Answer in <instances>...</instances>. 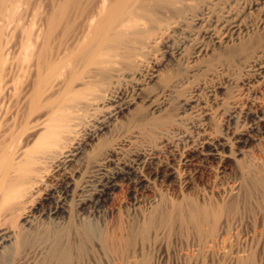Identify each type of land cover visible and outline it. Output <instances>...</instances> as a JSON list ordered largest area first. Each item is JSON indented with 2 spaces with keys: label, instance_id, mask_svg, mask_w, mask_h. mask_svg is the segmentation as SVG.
<instances>
[{
  "label": "rangeland",
  "instance_id": "374dc122",
  "mask_svg": "<svg viewBox=\"0 0 264 264\" xmlns=\"http://www.w3.org/2000/svg\"><path fill=\"white\" fill-rule=\"evenodd\" d=\"M213 1L204 15V18L209 21L205 19V21L200 22L201 24H198L189 20L182 29L173 33L170 40L165 42L162 39H156L157 42L153 50L145 57L146 59L144 58L143 69L139 73L140 76L139 74L133 75L130 70L126 69L128 73L125 72V75H122V78L114 83L116 85L113 84L112 97L114 100H111L108 103L109 105L106 104L104 108L98 110H90L91 108H89L78 112V125L81 124L76 127L77 135H75L78 137H76V140L85 141L84 137L93 131L96 132L95 138L92 141H85L86 145L84 144L80 155L64 164L65 166L62 165L60 169L52 172L53 175H49L44 184L39 187L37 194L24 206L27 208L20 210L22 214L19 211L12 216L9 215L10 217H1L0 229L3 227L15 228V225L19 223L24 215L31 221L29 226L31 228L28 229V226H24L27 229H25L23 245L14 247L13 244L15 243L13 241L11 243L6 242L7 244L1 246L0 264H121V260L114 254L118 250L116 248L120 245L117 240L114 242V238L119 234V231L116 230L118 224L124 226L126 232L138 230V228L140 230L145 219L156 212L159 215L158 209L166 211L172 208L173 204L179 202L180 199H182L183 207L197 203L207 204L216 210H220L222 213H220L221 218L219 217L217 223L219 228L216 226L217 233L212 236L206 234L209 225L205 224L202 226V229L205 230H203L204 234L202 235L191 224L187 225L173 218L167 221L168 218H166L160 220L149 231L148 238H141L140 234L135 231L137 234H134L136 240L134 239L133 242L136 241V243L132 244L133 249L134 247H137L135 248L137 251L143 249L151 259L155 257L158 245L168 249L171 253L168 256L165 255L159 264H195L194 261H184L179 256V251L192 252L193 254L197 250L196 247L203 250L198 254L197 251L194 253V256H199L200 259L196 264H264V189L262 185L254 182L256 176L259 175L258 172L264 169V82H259L261 80L259 77L260 69L249 63L248 58L245 57L246 54L238 53L235 56L233 53L230 55L222 54L224 48H218L214 43V38L204 35L202 32L206 29V26L207 29L215 30L216 34L219 33L220 36L230 35L233 32L231 30L241 31L243 34L245 29L250 31L249 36L244 35L246 38L264 35V0ZM227 15H230L231 19L234 20L232 24H236L233 29H226L227 22L224 19L228 17ZM227 19H230V17ZM223 24L225 25L223 26ZM220 25H222V29ZM198 30L201 31L198 33ZM200 46L208 48L209 53L206 55L199 54ZM260 67L264 71V58L261 59ZM151 74L156 75L154 80L149 79ZM233 102L238 106L236 116L230 121H224L225 119L216 117V127L212 125L213 127L209 131L223 135L224 138H228L229 144L231 142L234 144L229 145V149L221 151L222 153L220 152L214 157L193 155L187 163H181L178 160L180 154L191 145H194L193 143L198 138V132L190 128L188 123L196 116L195 113L200 112L203 108L214 110L221 103L231 105ZM127 103H129L127 108L109 119L110 113L116 107L124 106ZM153 105H156L157 109L154 110ZM84 111L88 113L85 114ZM167 113L175 118V122L179 124H175L174 128L177 125L183 131L185 129L184 133L189 130L191 132H187V134L190 136L194 134L192 137L195 136L196 139L192 138L188 141L184 138L180 139L182 133L179 134L177 129L171 128L168 133L169 137L172 135L174 137L175 134V137L177 136L176 138L179 137L180 139L179 144L174 143L171 149L161 147L159 151L150 155H156L153 156V161L157 162L167 160V158H170V153H174L175 156L171 159V163L179 176L175 174L167 180L155 179L152 181V179L147 191L131 195L132 189L127 175H125L126 177L120 175L115 178L116 185L96 199L97 194L101 192L102 185L100 183L103 178L106 176L112 177L116 175L115 173L119 169H124L126 164L134 163V156L137 151L146 150V152L149 151L148 153L151 152L150 138L147 137L149 134L145 131L147 128L145 126V130H142L143 126L140 125L139 127L138 121L141 122L142 117H144L143 120L146 119L148 124L151 122L150 126L147 124V127L150 128L154 126L155 118L153 117L165 116L168 115ZM80 116L81 118L84 116L82 118L84 119L83 123ZM217 121L220 123L218 122V124ZM104 122L107 124L106 127L98 129ZM138 129H140V133L141 131L145 133H139L140 137L138 136L135 139L132 137V133ZM239 133H244L243 138L240 139L241 141L234 137ZM145 134L147 135L145 136ZM231 134H233V137ZM144 136L149 140L147 141ZM123 139L127 141L121 143ZM99 142L102 146L99 145ZM150 143L152 144L151 141ZM110 145L118 148V154H115L112 163L102 165V162L98 160L101 159L104 150ZM230 149L233 154L225 159L223 155L230 152ZM100 166L102 167L99 168ZM71 178L72 180H70ZM65 185L68 186L69 192L66 198H64L63 193ZM49 192H51V197L45 199L46 194ZM89 196H95V198L85 205V209L77 213L75 210L76 203L80 199L90 198ZM61 202L66 204L67 212L52 216L47 215L46 217L41 215L43 212L48 213L51 208L61 204ZM48 218L51 223H49ZM11 219L13 220L11 221ZM79 223H83V225L81 224L82 227L79 226ZM75 225H78L77 228L81 230L85 226L91 228L90 235L82 233L83 231L79 232L80 230ZM203 236L206 238H203ZM199 237L201 238L199 239ZM111 241L117 245L114 246ZM57 242L62 244L63 248L64 246L65 249L67 248L69 253L67 257L61 255L62 252L56 247ZM208 242H212L213 246H210L211 244ZM205 250H207V254L204 253ZM173 251H177L178 254L174 255ZM212 253L214 256L211 255ZM209 254L213 258V262H206L207 256L210 258ZM221 261L223 262L221 263ZM225 261L227 262L225 263Z\"/></svg>",
  "mask_w": 264,
  "mask_h": 264
},
{
  "label": "bare ground",
  "instance_id": "6f19581e",
  "mask_svg": "<svg viewBox=\"0 0 264 264\" xmlns=\"http://www.w3.org/2000/svg\"><path fill=\"white\" fill-rule=\"evenodd\" d=\"M212 2L214 1L0 0V219H2L1 217L4 218V216H12L20 210L27 208L24 206L35 194H37L39 187L44 184L49 175L60 169L62 165L70 162L74 157L80 155L84 148V144L86 145L85 141H92L95 138L96 132L93 131L84 137L85 141L81 142L78 139L76 140V127L81 124L78 125V112L89 108H91L90 110H98L99 108H104L106 104L109 105L108 103H110L111 100H114L112 97V92H114V88L112 89V87L116 85L114 83L117 82L119 78H122L121 76L125 75V72L128 73V70H130V73L133 75L140 73L143 69L144 58L151 52V50H153L154 45L157 42L156 39H162L165 42L170 40L173 33L182 29L189 20L201 24L200 22L207 19L204 18V15ZM230 15L227 16L231 19ZM227 18L224 19L227 24H223V26L225 25L226 29H233L236 26V24H232L234 20ZM220 26L222 29V25ZM205 28L206 29L202 31L203 34L212 36L217 47L224 48L222 54L230 55L233 53L234 56L238 53L242 55L246 54L245 57L248 58L249 63L256 66L257 69H260L259 77L261 80L258 81L260 83L264 82V75H262L264 71L261 70L262 68L260 67L261 59L264 58V35H256L257 37L252 35L253 37L246 38L244 35L246 34L249 36L248 34L250 31L245 29L243 34L241 31L231 30L233 32L231 34L229 33L230 35H224V32L222 33L224 36H220L218 35V32V34H216L215 30L207 29L206 26ZM200 31L198 30L197 32L199 33ZM207 53H209L208 48L201 47V49H199V54L206 55ZM155 77V74H151L149 79L154 80ZM221 104L214 110H211L210 108H203V110H201L200 108L201 111L199 110L200 112H196L197 114L195 113L196 116L193 117V120L188 122L189 127L198 132V136L196 135L197 132L195 133L198 138L196 142L194 141L195 143L192 142L193 139L191 142L194 145H191L180 154L178 160L181 163H187L193 155L200 157H214L221 151L230 148L232 142L229 144L227 140L228 138L226 139L223 135L221 136V134H214L209 131L211 127H213L212 125L215 126L216 117H221L222 119H225L224 121H230L238 113V106L234 102L231 105H225L224 103ZM128 105L129 103L124 104V106L116 107L113 112L110 113L109 119L122 112L128 107ZM152 108L155 110L157 109V106L153 105ZM87 113L85 112V114ZM167 114L168 115L165 116L158 115L159 117H153L155 118L154 123L152 122L154 126L150 128L147 126L151 123V120L149 121V124L146 119L143 120L144 117H142L143 119L141 122L137 120L139 122V127L140 125L143 126L142 130H145V126L147 128L145 130L149 134L147 137H149L152 142L151 144L149 141L151 152L148 153L149 151L146 152V150H142V152L137 151L134 156L135 165L132 162V164H124V169L122 167V169L118 168L119 170L115 173L116 175L103 178L100 183L102 189L97 196L95 195L96 199L101 197L108 189H112L116 185L115 178L120 175H127L131 184V195H133L138 192L147 191L152 179V181L155 179L167 180L177 174L175 167L171 163V159L175 156L174 153H170V158H167V160H159L157 162L153 161V156L156 155L151 156L150 154L159 151L161 147H168L171 149L174 143L179 144L178 141L180 139L184 138L188 141L195 138V136L192 137L194 135L193 130L192 136L187 134V132H191L189 130L184 133L185 129L184 131L180 129L177 126L179 124L175 122L176 119L169 115V113ZM82 118L80 116V119ZM83 120L84 119L80 121L83 123ZM218 122L219 121H217V123ZM175 124H177L176 128H174ZM106 125V122H104L98 129H104ZM157 127L159 128L157 129ZM171 128L177 129L179 134L182 133L180 139L179 137L176 138L177 136L175 137V134L174 137H172V134V136L169 137L168 133L171 131ZM139 130L140 129L134 131L132 137L136 139V137L139 136ZM141 133L144 134L145 132L141 131ZM243 134L239 133L234 137L239 141L243 138ZM146 135L147 134H145V136ZM232 135L233 134H231V136ZM149 138L146 139L145 137L147 141ZM122 141L127 140L123 139L121 140V143ZM141 142L143 141L141 140ZM99 143V145H101V142ZM117 151L118 148L116 146L110 145V147L104 150L101 159L98 161H101L102 165L112 163L113 157ZM229 151L230 152L228 153H223L225 159L231 157V154H233L231 149ZM101 167L102 166L99 168ZM258 173L259 175L256 176L254 182L262 185L264 189V169L260 170ZM70 180H72V178ZM248 184L250 185V183ZM66 185L63 192L64 198L69 194L68 186ZM50 193L51 192L46 194L45 199L51 197ZM95 196L80 199V201L76 203V212L79 213L85 209V205L89 203V201H92ZM181 201L182 199H180L179 202L174 203L172 208L166 211L158 209L159 215L158 212H156L157 214L154 213L145 219L140 230L138 228L139 231L130 230L129 232H126L125 227L118 224L116 230L119 231V234L114 238L115 240H113L114 242L117 240L120 245L118 248L115 247L118 250H116L114 254L119 260H121V264H159L165 255L168 256L171 253L168 249L158 245V249L156 248L157 251L154 250L156 251L154 255L155 257L151 259V257L148 256L149 254H147V252L145 253L143 249L140 248L141 250L137 251L135 249L137 247H134V249L132 248V244L136 243V241L133 242L136 238L134 237V234H137L136 232L140 234L141 238H148L147 235L150 233L149 231L160 220L166 218H168L166 219L167 221L173 218L178 219L184 224H191L196 231L202 235L205 231L202 229V226L205 224L209 225V230L206 234L212 236L217 233L216 226L219 222V217L221 216L220 213H222L220 210H216L207 204L197 203H192L190 206L184 205L185 207H183ZM164 208L166 209V207ZM67 211L66 204L61 202V204L51 208L48 213L43 212L41 215H45L44 217H46L47 215L52 216ZM23 212H25V210H23ZM13 219H11V221ZM49 223H51V220ZM81 224L83 225V223ZM81 224L79 226L82 227ZM25 225L28 226V229L31 228H29L31 221L24 215L19 223L15 225V228H1L0 248L2 245L7 244L6 242L11 243L13 241V243H15L13 244L14 247L23 245L26 233L25 229H27L24 228ZM88 228L89 227L86 228L85 226L82 230L80 228L77 229L80 230L79 232L83 231L82 233L90 235L91 228ZM201 237H199V239ZM203 238L206 237L203 236ZM111 244L114 246L117 245L113 242ZM210 244V246H213L212 242ZM5 246L3 247L5 248ZM56 247L58 250L60 249L59 251L62 252V256L64 255L63 257L69 255L67 248L65 249V246L63 248L62 244L57 242ZM207 248H209V246H207ZM196 249L197 254L202 250H200L199 247H196ZM207 250H205L204 253ZM180 251L179 256L184 261H194L196 264V262L200 260L198 258L199 256H194L196 251H194L193 254L192 252ZM173 253H175L174 255L178 254L177 251H173ZM211 255H213V253ZM211 255L209 254L210 258H208V256L207 259H205L206 257L204 258L206 262H213ZM230 260L232 261V259ZM227 261H225V263ZM222 262L223 261H221V263Z\"/></svg>",
  "mask_w": 264,
  "mask_h": 264
}]
</instances>
